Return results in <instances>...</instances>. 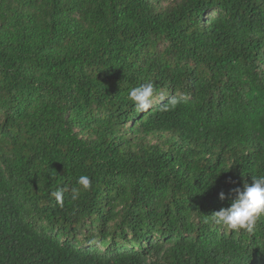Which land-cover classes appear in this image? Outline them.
<instances>
[{
	"label": "trees",
	"instance_id": "trees-1",
	"mask_svg": "<svg viewBox=\"0 0 264 264\" xmlns=\"http://www.w3.org/2000/svg\"><path fill=\"white\" fill-rule=\"evenodd\" d=\"M260 176L264 0H0V264H264Z\"/></svg>",
	"mask_w": 264,
	"mask_h": 264
},
{
	"label": "clouds",
	"instance_id": "clouds-1",
	"mask_svg": "<svg viewBox=\"0 0 264 264\" xmlns=\"http://www.w3.org/2000/svg\"><path fill=\"white\" fill-rule=\"evenodd\" d=\"M154 86L151 82L133 88L129 93V98L133 102L137 111L147 112L153 106ZM179 99L172 98L169 104L164 106V110L169 107H176ZM215 182V181H214ZM77 184L85 191L90 190L92 181L87 175L78 177ZM235 198L229 207L221 208L211 215L212 222L224 229L233 231L244 230L248 233L254 231L259 217L264 215V176L252 177V182L245 181L242 188L233 190ZM80 194L78 188L72 189V198L77 199ZM56 199L62 202V192L53 193ZM220 199H225V194L221 192Z\"/></svg>",
	"mask_w": 264,
	"mask_h": 264
}]
</instances>
